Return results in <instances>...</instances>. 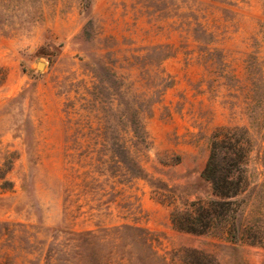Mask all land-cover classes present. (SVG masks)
Returning a JSON list of instances; mask_svg holds the SVG:
<instances>
[{
    "label": "rangeland",
    "instance_id": "rangeland-1",
    "mask_svg": "<svg viewBox=\"0 0 264 264\" xmlns=\"http://www.w3.org/2000/svg\"><path fill=\"white\" fill-rule=\"evenodd\" d=\"M0 264H264V0H0Z\"/></svg>",
    "mask_w": 264,
    "mask_h": 264
},
{
    "label": "trees",
    "instance_id": "trees-1",
    "mask_svg": "<svg viewBox=\"0 0 264 264\" xmlns=\"http://www.w3.org/2000/svg\"><path fill=\"white\" fill-rule=\"evenodd\" d=\"M140 128L141 127H136V131L139 132L141 130ZM227 130H229V128ZM232 135L233 134L230 133L226 136V153L231 155L235 150H238L241 154H244L245 145L243 143L234 144L232 142ZM220 141L221 139H217V137L213 141L211 155L202 176L212 184L215 195L222 199H229V204L232 202L230 199L240 193L239 189L241 188V182H236L234 180V170L231 171L227 169L226 165H214L215 157L217 156L216 151ZM189 205H191V208L172 213L171 222L178 230L202 233L212 226L217 217L222 218L223 216L225 218L224 209L218 210L216 206L205 205L203 203H191ZM221 205H226V203H222Z\"/></svg>",
    "mask_w": 264,
    "mask_h": 264
},
{
    "label": "water",
    "instance_id": "water-1",
    "mask_svg": "<svg viewBox=\"0 0 264 264\" xmlns=\"http://www.w3.org/2000/svg\"><path fill=\"white\" fill-rule=\"evenodd\" d=\"M43 66H44L43 62H39L38 65H37L38 69H42Z\"/></svg>",
    "mask_w": 264,
    "mask_h": 264
}]
</instances>
